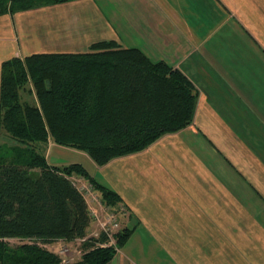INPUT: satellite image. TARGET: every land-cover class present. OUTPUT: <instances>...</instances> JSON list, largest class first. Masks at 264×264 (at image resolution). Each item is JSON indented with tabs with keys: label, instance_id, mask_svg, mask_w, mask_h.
Listing matches in <instances>:
<instances>
[{
	"label": "crops",
	"instance_id": "1",
	"mask_svg": "<svg viewBox=\"0 0 264 264\" xmlns=\"http://www.w3.org/2000/svg\"><path fill=\"white\" fill-rule=\"evenodd\" d=\"M83 2L105 37L84 46L137 47L196 89L188 126L103 165L89 158L125 207L128 234L105 264H264V0ZM54 5L0 15V73L11 57L74 50L48 45L66 30L35 21Z\"/></svg>",
	"mask_w": 264,
	"mask_h": 264
},
{
	"label": "trees",
	"instance_id": "2",
	"mask_svg": "<svg viewBox=\"0 0 264 264\" xmlns=\"http://www.w3.org/2000/svg\"><path fill=\"white\" fill-rule=\"evenodd\" d=\"M33 1L0 0V15L7 7L13 12L37 7ZM40 1L47 6L71 0ZM26 84L34 104L21 100ZM195 104V86L184 72L114 39L94 41L85 50L32 52L4 60L0 118L18 144L0 149V264H105L114 253L112 247L85 243L90 248L78 260L63 262L40 244L86 233V207L70 175L93 182L106 204L115 206L118 195L80 163L48 164L34 143L52 138L103 165L188 126ZM127 234L122 228L118 242ZM14 237L35 238L36 243L10 248L3 239Z\"/></svg>",
	"mask_w": 264,
	"mask_h": 264
},
{
	"label": "rangeland",
	"instance_id": "3",
	"mask_svg": "<svg viewBox=\"0 0 264 264\" xmlns=\"http://www.w3.org/2000/svg\"><path fill=\"white\" fill-rule=\"evenodd\" d=\"M7 1V0H4ZM9 6V5H8ZM32 6H37L34 8H40L43 7V2L40 0H34L32 3ZM98 6V4H97ZM14 14L12 10H10L7 7V10L4 14ZM84 13V14H83ZM105 14V12L103 11ZM93 14H97L100 16L98 12H92L90 10H87L85 8V4L83 0H72L60 4L54 5V7H51V9H48L46 11H43L41 14H39L38 19L35 17V21H41L42 17L44 19V24L41 23V29L43 32L45 30H48L50 28L58 30H63L67 34L62 35H54L49 37V41L47 42L48 45L51 46H57L59 47L63 43L75 46L74 50L72 51H78V50H85L87 45H83V41H85L89 36L92 35L90 39H101L105 38L104 36L100 35L102 31L100 30V22L96 19ZM3 15V14H1ZM106 15V14H105ZM81 17L83 20H81ZM33 18L27 19L29 22ZM57 20V21H56ZM85 29V32L82 33L81 28ZM80 29V30H79ZM94 30V31H91ZM96 32V33H94ZM85 39V40H84ZM81 45V46H80ZM31 52H29L30 54ZM29 84H26L24 88L20 91V96L22 101H27L29 103H36L35 97L33 92L29 89ZM18 144L15 139H13L2 127L1 124V118H0V149L1 150H7L12 146ZM37 147V152L41 153L46 157V161L50 165H56V166H62L67 165L69 163H80L82 164L89 172H92V166H91V160L89 159V156L86 155V153L82 151H78L76 149L58 145L53 142L52 138H49L47 142H37L34 143ZM52 144V145H51ZM51 145V146H50ZM35 147V146H34ZM37 170V168H35ZM71 182L76 185L79 182H81V176L72 174L69 176ZM83 179V177H82ZM87 182L90 183V185L97 190L95 187V184L91 182L90 180L85 179ZM98 191V190H97ZM99 193V191H98ZM85 204V203H84ZM116 204V203H115ZM86 207V205H85ZM8 247H16L19 246L22 243H36L35 238L34 239H26L21 237H14L9 239H3ZM93 242L86 241H80L77 238H74L69 241H53L52 243L48 244H42L45 248L48 250H51L52 252H58L60 248H68V251H66V256L62 254L61 256L68 260V262H73L75 260H78L81 257V254L84 253L86 250H88L90 247L98 246L97 244ZM85 243H93L92 246L86 248L84 247ZM86 245V244H85ZM61 257V259H62Z\"/></svg>",
	"mask_w": 264,
	"mask_h": 264
},
{
	"label": "built area",
	"instance_id": "4",
	"mask_svg": "<svg viewBox=\"0 0 264 264\" xmlns=\"http://www.w3.org/2000/svg\"><path fill=\"white\" fill-rule=\"evenodd\" d=\"M78 184L72 183L81 194L86 205L89 225L86 233L82 238H77L80 241H95L94 243L101 247H112L113 250L118 247V237L122 230L121 219L125 215V207L117 203L115 206L106 204L102 201L100 194L94 189L89 182L84 178H80ZM61 240V239H59ZM56 240V241H59ZM64 241V240H61ZM68 248H60L58 252L60 257L66 256ZM63 256V257H64ZM62 257L63 262H68Z\"/></svg>",
	"mask_w": 264,
	"mask_h": 264
}]
</instances>
